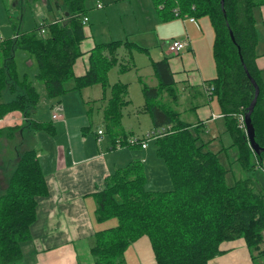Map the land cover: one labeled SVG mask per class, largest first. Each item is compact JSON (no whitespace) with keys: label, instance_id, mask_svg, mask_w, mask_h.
<instances>
[{"label":"trees","instance_id":"16d2710c","mask_svg":"<svg viewBox=\"0 0 264 264\" xmlns=\"http://www.w3.org/2000/svg\"><path fill=\"white\" fill-rule=\"evenodd\" d=\"M60 18L36 27L14 39L1 40L4 61L0 66V120L13 114L24 115L28 130L55 135L52 122L32 119L41 96L36 86L19 81L14 54L16 49L30 52L37 60V77L44 82L50 99L72 90L102 84L110 88L111 98L105 110L108 128H120L123 110L129 105L128 85H109L108 73L118 64L116 50L120 42L99 44L92 51L88 72L77 77L76 61L82 56L85 40L83 18L87 16L86 0H59ZM160 18L170 20L190 16L198 21L208 19L213 31V55L217 76L208 81L231 134L238 146L244 170H256L264 164V153L256 155L246 132L240 128L239 116L249 112L259 86V96L251 115L255 139L264 148V81L258 68L256 48L259 43L254 10L264 0H155ZM48 8L53 6L48 1ZM178 9V14L175 10ZM68 13V15H66ZM133 45V44H131ZM134 46V45H133ZM145 50L143 48H139ZM109 54V56L106 55ZM160 85H144L145 111L154 129H166L165 136L155 140L157 155L167 167L173 188L164 192L146 190V174L141 160H133L116 170L95 193V222L115 220L114 226L99 230L91 250L95 264H122L127 249L147 236L157 264H209L221 253L224 242L242 239L252 252L264 259V191L256 190L253 177L228 186V170L206 144H199L205 125L193 127L181 120L180 113L161 102L163 90L173 101L178 95L169 59L153 62ZM246 69L248 73H246ZM23 93H18V89ZM6 90L14 96L3 100ZM23 126L0 128V138L13 139ZM116 144L115 148L118 147ZM129 144L137 146L138 144ZM124 146V145H122ZM256 163L251 166V158ZM9 172L6 187L0 192V264H17L23 256L22 244L31 240V227L37 220L38 199L49 189L37 153L33 149L18 155Z\"/></svg>","mask_w":264,"mask_h":264},{"label":"crops","instance_id":"0c3cea01","mask_svg":"<svg viewBox=\"0 0 264 264\" xmlns=\"http://www.w3.org/2000/svg\"><path fill=\"white\" fill-rule=\"evenodd\" d=\"M99 1L100 0H96L95 6L91 9H94L96 12H100V10L103 11L106 19L108 18V11L114 10V16L111 17V19L114 20L115 12L120 11L123 6V0H109L108 8L103 9L104 7H97L98 4H100ZM105 1L108 2V0ZM139 2L143 3L142 13L144 16L152 23L156 24L154 30L159 38L157 41L160 44L164 41L165 45H168L172 40L168 41L165 37H167L168 23H170L172 19L163 20L160 18L155 0H131V10L126 7H123V10H125V12L129 11L130 13H135L132 9H136ZM115 8H117L118 11L115 10ZM257 8L255 9L256 11L254 10L259 37V43L256 48V63L258 68L262 71V78L264 81V5ZM121 15L122 14H119L121 21L129 16L128 13L123 16ZM256 15H258V17H256ZM87 17L90 23V15L88 14ZM176 18L182 20L186 38L190 40L191 33L194 39L190 40V47L183 51L179 58H172L173 61L170 60L168 56H164V58L169 59L175 82L174 88H178L177 86H184L185 90L188 88L190 89V87L201 88L206 96V103L195 101V105L190 107L197 116V121L194 123L190 122V124L193 127L205 125L204 131H208L211 125H215L212 131L213 136L210 138L211 140L208 142L202 141L208 148L211 142L214 143L220 136V128L216 126V122L218 120L225 121V118L213 120V116L217 115L214 114L213 105V99L216 98L214 96L209 98L202 86V83L210 85L208 81L211 80L206 79L211 78L212 75L210 71L208 75L206 74V77L201 75L198 61L195 57V43L196 41L199 42L200 38L204 36V28L207 27L209 31V28H211L209 26L211 25L203 23L205 19L197 20L201 25V29H198L193 23L189 22V18L193 17L184 16ZM188 26L190 31H188ZM126 31L127 30H125V32ZM179 32L180 31L177 33ZM181 33H184L182 27ZM181 33H179V36ZM176 34L173 32L171 34L173 35L172 38L175 37L173 41L180 39L178 36L176 37ZM111 39L112 40L108 43L103 41L99 44L120 42V46L117 48L115 54L118 64L110 70L112 71L115 67H118L115 71V82L111 83L110 77L109 83L110 85L116 83L128 85L129 91L127 100L129 101V105L125 107L128 108L131 102H133V98H131L130 72L135 73L134 80L137 79L140 84L157 88L160 82L155 75L152 64L158 61L152 60L150 57L151 52L148 47L142 46L136 41L129 40L127 36L123 38V36H115L114 33ZM99 44L96 42L92 28H85V40L81 43L82 56L76 61L74 66V72L77 77H82L88 72L92 51ZM258 48L261 50L260 53L258 52ZM161 49H164V47L161 46ZM135 53L146 55L148 61H143V59L137 57ZM106 55L109 56L108 53H106ZM150 69H152V73L151 71H149L148 74L144 73L145 70ZM145 77H148V79L150 78L149 81L152 83L148 84ZM72 87L73 86H70L68 88L73 92L71 89ZM142 89H144V87ZM76 91L80 92L78 100L71 101L70 99H64L63 97L66 95L57 98L53 114L56 111H60L63 114L62 120L52 121L51 117L53 114L47 121L38 118L36 120L38 122H52L55 135L28 130V144L24 146L22 151L27 149L36 151L45 173L49 194L38 199L37 220L31 227V240L22 244L23 256L17 264H95L94 257L91 253L95 244V235L99 230L107 228L106 225L112 222L109 221L104 224L95 222L94 214L97 206L95 193L104 189L105 181L111 174L118 169L126 167L133 160H141L143 163V158L147 156L148 160L145 162V170L148 176L146 184V190L148 192H164L162 190L164 189V185L168 188L165 191L172 189V183H166L164 179V177H167V167L163 165L164 163H156L159 177H150L149 173L152 175V171L147 166V163L152 161L153 157L146 152L149 150L148 146L145 149L142 148L145 152L138 154V156L143 155L142 157H138L134 155V153L130 155L126 149L117 152L115 146L118 140L125 139L127 141V136V138L118 137L117 139H113L112 144L114 148H109L110 145L105 138L106 130L104 127H106L107 124L105 120V110L109 104L111 92H108L109 94H107V92L105 93L103 87L99 84ZM178 100L179 97L176 100V103L179 105ZM144 102H146L145 96ZM53 105L54 103H52V106ZM95 109H98V111L93 115ZM144 109L137 110L138 117L141 116V113L144 114L143 116L149 115ZM178 112L182 117V112ZM13 114L0 120V128L23 126L22 120L25 117L20 113ZM36 114L39 115V111H37ZM218 115H223L222 111H220ZM94 119L96 122L101 123L96 130L91 126V122L94 121ZM153 129L154 125L152 122L151 130ZM99 130H103L104 132L102 138L98 136ZM18 134L21 138V144H23L22 141H24V136L22 131ZM99 138L101 141H99ZM120 142H123L124 146L129 145L122 140H120ZM116 149L119 150L120 148L116 147ZM219 152L221 154V151ZM16 159L13 161H16ZM13 161H11V163ZM12 165L14 164L12 163ZM258 260H261V262L259 263ZM122 264H157L150 239L144 236L134 242L127 249ZM209 264H264V259L259 258L258 252H252L242 239H236L224 242L221 245V253L212 259Z\"/></svg>","mask_w":264,"mask_h":264},{"label":"rangeland","instance_id":"374dc122","mask_svg":"<svg viewBox=\"0 0 264 264\" xmlns=\"http://www.w3.org/2000/svg\"><path fill=\"white\" fill-rule=\"evenodd\" d=\"M48 1L53 6V10L50 11L48 8ZM87 4V9L88 14L91 17L90 23H88L85 28H92L94 36L96 38V42L99 44L100 42H110L111 36L115 33V36H123V38H129L131 41H136L142 46H146L149 48L151 54L150 57L152 60H157L159 61L161 58L169 57L170 60L172 58H179V56H175L173 54H169L168 52V45L163 42L161 44L157 41L159 38L155 32L156 24L152 23L150 20H148L144 14L142 13L143 11V3L139 2L138 6L136 9H132L135 11V13H130L125 12L123 10V7H126L127 9L131 10V0H123V6L121 7V10L118 12H115V19L112 20L111 17L114 16V10L108 11L107 19L105 16V13L100 10V12L94 11V9H91L93 6L96 4V0H86ZM60 4L63 6V0H59ZM103 9L108 8V2L105 0H100L99 1ZM136 3V2H133ZM141 3V4H140ZM139 9V11H138ZM258 9V8H257ZM256 11V10H255ZM254 11V12H255ZM152 12V9H151ZM129 14L126 19L122 20L119 17V14ZM153 13V12H152ZM87 14V15H88ZM62 15L61 11L56 8V2L54 0H0V37L1 40H10L14 39L15 36H20L22 34L32 32L36 27L43 25V24H48L53 21H55L57 18H60ZM258 17V15H256ZM110 20V21H109ZM260 20V19H259ZM177 21V22H176ZM168 23V22H167ZM203 23H206L207 25H210L208 19H205ZM180 25V26H179ZM205 25V24H204ZM181 27L182 31L184 33H181ZM211 27V26H209ZM125 30L127 31L125 32ZM172 30V31H171ZM205 33L202 38H200V41L195 43V57L196 60L198 61V67L200 69L201 75L206 77V74H209V71L212 75L211 78L206 79V80H212V78H216L217 76V69H216V63L213 55V29L212 27L204 28ZM181 35L179 36V33ZM188 31H190V28L188 26ZM176 34V37L180 38L179 40H185L186 34L184 31V26L183 22L181 19L173 18L170 20V23H168L167 26V40L170 41L175 38H172L173 35ZM190 33V32H189ZM191 39H194L193 35L190 33ZM190 39V40H191ZM166 40V41H167ZM170 41V42H172ZM160 44V45H159ZM194 45V41H193ZM160 46V47H159ZM161 46L164 47V49H161ZM259 49V48H258ZM187 50V49H186ZM258 52L260 53L261 50L259 49ZM137 57L140 59H143V61H148V57L146 55H141L139 53H135ZM14 60H15V65L19 77V81H23L25 79H28V81L32 82L36 88L38 89L41 100L39 105L36 108V111H39V115L34 114L32 116V119L37 120H45L53 114L54 108L57 102L56 99H50L47 95V91L44 85V82L38 79L37 74L39 72L38 68V63L33 54L27 51H23L20 49L15 50L14 54ZM4 61V57L2 55V48L0 46V66ZM173 61V60H172ZM118 67H115L112 71L108 73V81L111 77V83L115 82V71ZM150 70H145L144 73L148 74ZM110 74V75H109ZM130 82H131V98H133V102H131V105L128 108L124 109V117L122 118L121 121V126L119 129L111 131L108 128V124H106V127L104 129L106 130V140L109 142V148L113 149L114 146L112 144L113 139L119 138H127L128 140L126 141L125 139H120L124 141L125 143H129L131 140H136V139H144L147 133L153 131L151 130L152 128V119L151 116H143L144 114H140L141 116H137V110L144 109L145 106L144 104V95H143V87L144 85L140 84L138 80H134L135 78V73L130 72L129 74ZM145 80L148 81V84H151L152 82L149 81L150 78L145 77ZM74 82L70 81L67 86H73ZM102 86V84H99ZM110 85V83H109ZM103 87V86H102ZM178 88H175L177 91V95L179 97L178 103L179 105L173 101L172 97L168 93V91L163 90L161 92L160 100L162 103H164L167 106L172 107L175 111H181L182 112V117L181 120L190 124L194 123L197 121V116L194 113V110L191 109L190 107L195 105V101H200V102H205L206 103V96L204 95L203 91L201 88H191L186 89L184 86H177ZM104 89V88H103ZM23 89L19 88L18 93H23ZM105 93L109 94L110 92L109 88L104 91ZM64 99H70L71 101L73 100H78L80 97V92L79 91H70L67 94H65ZM14 98V96L9 92V90H6L3 94V100L4 101H10ZM61 98V97H60ZM56 100V101H53ZM213 105H214V114H219L220 113V106L217 103L216 99H213ZM52 103L54 105L52 106ZM143 106V107H142ZM178 108V109H177ZM98 109L94 110V114L97 113ZM16 114V113H15ZM92 115V113H91ZM14 116V114H13ZM24 116V115H23ZM23 127H22V133L24 136V141H22L23 144H21V138L19 134L15 135L13 139H7V138H0V192H2L5 187H6V181L9 175V172L12 170L14 167L13 164H15L13 160L17 158L19 154H21L23 151L24 146L28 144V139L29 136L27 135L28 132V126L29 122L23 118ZM217 125L220 128V136L219 138L213 143L211 142V145H209L208 148L205 150H209L213 153H219V158L223 166L228 170V174L226 176V182L228 186H233L235 183L239 180H244L253 177V179L256 180V190L257 191H264V164L262 168L256 169L254 171L252 170H244L242 167V164L239 160L240 158V151L238 146H233V140L231 137V134L225 124L224 120H218ZM98 125H101V123L94 121L91 122V126L94 127L93 129L96 130ZM124 128H123V127ZM215 125H211L208 131H204L201 134V140L199 141V144L203 143L202 141L204 140L205 142L210 141L211 137L213 136V128ZM92 129V130H93ZM92 134V133H91ZM47 135V134H45ZM42 137V136H41ZM40 137V140H41ZM102 138V137H101ZM118 140V145H124L123 142H120ZM112 144V146H111ZM120 147L119 150L115 148V150L118 152H121L120 150L126 149V151L130 155H136L141 154L142 152H145L142 149L141 145L137 146H122ZM129 146V147H128ZM147 146L149 147V150L146 151L147 153L151 154L153 157L152 161H149L147 163V166L149 169L152 171V175L149 173L150 177H159L158 173V168L156 167V163H163L162 160L158 157L157 155V146L155 140H148L147 141ZM221 151V154L220 152ZM143 155H139L138 157H142ZM147 156L143 158V163H144V168H145V162H146ZM11 161H13L11 163ZM256 163V160L254 157L251 158V166ZM165 165V164H163ZM165 167V166H164ZM167 171V177H164L166 183H172L170 174L168 169ZM6 172V173H5ZM146 174V184L148 181V176L145 170ZM163 178V176H162ZM164 189L163 191L167 190V186H163ZM172 188H173V183H172ZM113 223V224H112ZM115 220H113L111 223H108L106 226H113L115 225ZM261 249L264 250V243L261 245ZM260 263L261 260H258Z\"/></svg>","mask_w":264,"mask_h":264},{"label":"built area","instance_id":"2783aa9c","mask_svg":"<svg viewBox=\"0 0 264 264\" xmlns=\"http://www.w3.org/2000/svg\"><path fill=\"white\" fill-rule=\"evenodd\" d=\"M99 8H102L101 4H98ZM175 13L178 14V9L175 10ZM189 22L193 23L198 29H201V25L200 23L197 21L196 18H189ZM89 23V18L87 16H85L83 18V25L86 26ZM18 36H15V38ZM191 45V42L189 40V38H186L185 40H174L170 43H168V50L170 54H173L175 56H180L181 53L183 51H185L186 49H188ZM203 89L206 93V95L209 98L213 97V93H214V87L212 85H208L206 83H202ZM219 118H224L223 115H214L213 116V120L219 119ZM26 120V118H24ZM52 121H58V120H62L63 119V114L60 111H56L52 117H51ZM239 125L240 128H242L245 132L247 130L246 128V123H245V116L240 115L239 118ZM167 133L166 129H160V130H153L149 133L146 134V136L144 137V139H136V140H131L129 143L131 144H138L140 143L142 148L145 149L147 148V141L148 140H156L160 137L165 136ZM104 135L103 130H99L98 131V136L101 138ZM99 138V141H101V139ZM121 145H119L117 148H120Z\"/></svg>","mask_w":264,"mask_h":264},{"label":"water","instance_id":"95a60500","mask_svg":"<svg viewBox=\"0 0 264 264\" xmlns=\"http://www.w3.org/2000/svg\"><path fill=\"white\" fill-rule=\"evenodd\" d=\"M224 1L225 0H222V5H224ZM66 15H68V13H66ZM246 73H248L247 69H246ZM253 85L255 86L256 88V94H255V98L250 106V109H249V112L246 114L245 116V123H246V135L248 137V140H249V143H250V146L253 150V152L256 154V155H261L262 153H264V148H261L259 146V144L256 142V139H255V129L253 127V124H252V118H251V115L254 111V108L256 106V103H257V100H258V96H259V93H260V90H259V86L258 84L250 77Z\"/></svg>","mask_w":264,"mask_h":264},{"label":"bare ground","instance_id":"6f19581e","mask_svg":"<svg viewBox=\"0 0 264 264\" xmlns=\"http://www.w3.org/2000/svg\"><path fill=\"white\" fill-rule=\"evenodd\" d=\"M194 18V17H193Z\"/></svg>","mask_w":264,"mask_h":264}]
</instances>
